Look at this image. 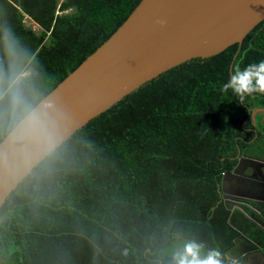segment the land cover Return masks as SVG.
Returning <instances> with one entry per match:
<instances>
[{
	"label": "trees",
	"instance_id": "1",
	"mask_svg": "<svg viewBox=\"0 0 264 264\" xmlns=\"http://www.w3.org/2000/svg\"><path fill=\"white\" fill-rule=\"evenodd\" d=\"M139 1L0 0V71L9 69L10 32L40 101ZM262 60L264 22L241 44L166 71L76 131L1 207L0 264H174L188 242L202 245V256H225L241 232L264 242L218 196L234 154L264 149L254 139L264 133V95L241 105L221 88L234 69Z\"/></svg>",
	"mask_w": 264,
	"mask_h": 264
},
{
	"label": "water",
	"instance_id": "2",
	"mask_svg": "<svg viewBox=\"0 0 264 264\" xmlns=\"http://www.w3.org/2000/svg\"><path fill=\"white\" fill-rule=\"evenodd\" d=\"M262 22L264 0H140L115 32L39 101L53 105L55 149L145 83L182 63L207 59L241 44ZM229 71L232 74V68ZM50 154L35 149L13 154L6 140L0 142V209ZM244 164L249 173L239 177ZM261 164L254 157H242L232 172L222 174L218 190L223 200L242 197L255 201V212L262 211L264 218ZM253 170L258 175L251 174ZM249 215L250 222L261 228L254 214Z\"/></svg>",
	"mask_w": 264,
	"mask_h": 264
},
{
	"label": "clouds",
	"instance_id": "3",
	"mask_svg": "<svg viewBox=\"0 0 264 264\" xmlns=\"http://www.w3.org/2000/svg\"><path fill=\"white\" fill-rule=\"evenodd\" d=\"M4 47L10 62L7 73L0 71V105L3 106L0 140H6L8 150L13 154H27L32 149L52 153L57 143L56 123L51 112L53 105L39 102V98L29 89L33 72L18 66L20 53L10 32L5 33ZM229 90L241 105L246 97L264 95V60L243 69H234L221 92L227 93ZM253 112L254 117L258 110ZM202 247L195 242L185 243L182 250L174 253V264H225L224 255L219 249L208 250L202 256ZM230 264L239 262L231 261Z\"/></svg>",
	"mask_w": 264,
	"mask_h": 264
},
{
	"label": "flooded vegetation",
	"instance_id": "4",
	"mask_svg": "<svg viewBox=\"0 0 264 264\" xmlns=\"http://www.w3.org/2000/svg\"><path fill=\"white\" fill-rule=\"evenodd\" d=\"M254 139H255V144L257 143L259 146L264 147V133H261L259 136L256 134ZM255 149H256V145L252 144L251 146L248 147V151L246 150V148H244L243 150H240L237 153H235L231 161L233 163V166L230 169H227L226 171H224L223 173L232 172V170H234L236 166L238 165L239 159H241L242 157H245V158L254 157L257 160L264 163V156L263 157L261 156V155H264V149L263 150L261 149L258 151L259 156H254L250 153V151L251 150L254 151ZM244 152H245V155H244ZM261 165H262L260 167L261 175L264 176V167H263L264 165L263 164ZM249 170L250 169L247 168L246 164H244L243 171H240L238 176L242 177L245 173L248 174ZM251 174L258 175L257 170L256 171L253 170ZM218 196H219V201L222 202L227 209H229L232 212L235 210L242 212L244 217H246L248 220L251 218L249 213L250 212L253 213L254 215L252 217L256 221L259 222V225H261V228H257V229H259L262 234H260L259 232L258 234L264 236V218L262 217L263 212L262 211L255 212L254 206H257L255 204V201H252L251 199L245 200V198L242 199V197H227L223 200L220 193L218 194ZM249 200L252 202H250ZM224 201H226V204L224 203ZM254 240L255 241L252 240L251 242H255V244L257 243L256 244L257 247H253V244L249 242L250 238L247 237V235L245 236L241 232L234 240V244L232 248L234 247L235 248L234 249L231 248L225 253L224 257L226 258L225 259L226 263L230 264L231 261H238L239 264H242V263L264 264V242H260L257 239H254Z\"/></svg>",
	"mask_w": 264,
	"mask_h": 264
},
{
	"label": "rangeland",
	"instance_id": "5",
	"mask_svg": "<svg viewBox=\"0 0 264 264\" xmlns=\"http://www.w3.org/2000/svg\"><path fill=\"white\" fill-rule=\"evenodd\" d=\"M26 23H27L26 25H27L28 27H30V28H32L34 31L38 32L39 28H38L37 26L31 24V23L28 22V21H26ZM252 118H253V117H252ZM261 156L263 157L264 155H261Z\"/></svg>",
	"mask_w": 264,
	"mask_h": 264
}]
</instances>
